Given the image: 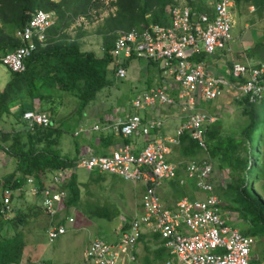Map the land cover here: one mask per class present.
<instances>
[{"label": "built area", "instance_id": "1", "mask_svg": "<svg viewBox=\"0 0 264 264\" xmlns=\"http://www.w3.org/2000/svg\"><path fill=\"white\" fill-rule=\"evenodd\" d=\"M235 0H212L210 10L198 9L187 2L171 8V22L167 25L149 24L147 27L117 31L111 51L115 73L127 76V59H144L158 65L157 82L138 93L132 100L136 113L119 116L92 126V130L123 137L142 135L147 143L141 150L125 143L112 152H94L77 158L75 165L53 172L46 183L33 176L18 187L16 193L26 191L39 198L49 217L47 235L54 242L69 231L74 217H64L68 197L67 182L75 169L109 172L144 187L143 211L137 212L127 226L119 231V238L109 241L95 238L85 250L89 264H129L135 261L137 243L144 232L158 234L170 256L165 264H255L251 254L256 237L244 234L231 223L223 200L215 192L214 167L209 160L190 159L183 162L171 159L174 145L189 136L208 153V130L220 118L219 111L199 108V102H209L226 95L258 104L264 100V63L233 62L227 75H216L208 65L218 51L231 50L234 24L231 8ZM57 19L53 11L38 9L30 20L16 31L21 45L0 54V64L9 70L23 72L26 60L40 46H46L49 30ZM203 56L204 60L195 58ZM159 106H177L184 118L172 135H164L165 119L156 114ZM153 111V112H152ZM149 112L151 114H149ZM149 114V115H148ZM29 127L49 126V112L30 109L24 113ZM88 130L80 127L77 134ZM182 170L194 181L205 198L184 197L173 207L166 205L160 188L165 181L178 180ZM12 190H0L1 216L10 219L13 210ZM264 264V260L256 263Z\"/></svg>", "mask_w": 264, "mask_h": 264}, {"label": "trees", "instance_id": "2", "mask_svg": "<svg viewBox=\"0 0 264 264\" xmlns=\"http://www.w3.org/2000/svg\"><path fill=\"white\" fill-rule=\"evenodd\" d=\"M102 3L104 2L101 0H0V54L21 45L16 31L30 20L35 11L44 9L53 11L57 15V22L49 30L47 45L40 46L27 58L26 69L23 72L9 70L10 81L0 92V113H10L15 102L21 101L24 113L38 106L40 110H50L53 115H56V106L60 101L59 95L51 91L53 88L76 92L80 98L79 110H84L95 98L96 92L107 84L106 76H108L109 66L113 65L111 51L117 31L141 29L152 23L167 25L171 22V8L180 2L178 0H112L110 5L114 7V10L103 18L99 27V33L103 36L104 52L103 55L97 56L94 51L83 50L78 39L68 36L64 30L79 16L85 15L87 18L92 10L96 8L99 10ZM187 3L198 9L210 10L209 6L202 1L198 3L187 0ZM235 5L239 8L246 5L264 6V0H235ZM56 35H62V37L58 39ZM195 59L204 60V57L197 56ZM132 60L134 59L130 58L125 62L127 70ZM148 63L158 67L153 61ZM157 75H159V69ZM153 84L152 80H149L148 87ZM36 99L39 100L38 105L35 104ZM241 103L245 104L244 112L250 115V122L239 138L234 135L224 137L220 133L218 123L209 128V154L212 158L228 163L230 183L227 189H231L230 193H237L231 201L232 209L243 210L247 214L242 216L245 222L252 221L260 225L253 232L239 228L244 234L256 236L260 233L264 234V231L258 230L264 228V200L259 202L251 195L243 196L241 192L249 186L248 174L253 168L252 159L256 157L254 156L256 151L253 149V134L260 123L254 109L256 106L246 101ZM54 125L56 124L35 125L30 128L24 122L20 129H15L10 135L8 132H2L0 142L6 155L12 159L14 170L6 177L0 190L5 191L8 187L14 191L22 186L29 176L45 184L49 173L75 165L79 151L77 143L74 145L75 154H63L60 148L62 127ZM100 139L105 141L106 146L111 145V136L101 134ZM185 141L188 142L185 147L186 155L192 154L194 150H200L196 141L189 136H183L182 142ZM262 161L264 162V157ZM255 164L260 173L261 168L258 167V163ZM177 184L180 185L179 181L175 183ZM79 185L78 173L74 171L66 184L68 197L64 211L80 202ZM11 194L12 198H18L21 195L18 193L16 196L14 192ZM34 204H30L28 212L14 209L10 219H4L0 210V264L22 262L27 244L23 225L33 215L46 214L40 210L43 209L42 206ZM31 207L33 208L30 212ZM96 213L107 217L110 214L106 209L98 210Z\"/></svg>", "mask_w": 264, "mask_h": 264}, {"label": "rangeland", "instance_id": "3", "mask_svg": "<svg viewBox=\"0 0 264 264\" xmlns=\"http://www.w3.org/2000/svg\"><path fill=\"white\" fill-rule=\"evenodd\" d=\"M101 1L104 3H102V5L99 7V10L97 8L96 10H92V13L89 14L87 18L86 16L85 18L80 17L64 30V33H66L68 36L78 39L83 50L94 51L97 56L103 55L104 52V41L103 36L99 33V27L102 24L103 18L114 9V7L110 5L112 0ZM178 1L180 3L187 2V0ZM194 1L198 3L200 1H202V3L205 2V4L210 8V2L212 0ZM245 8H248V5L243 6L242 8L236 6L231 8V12L234 18L232 39L241 36V33L245 29V23L247 21L251 24L249 19V17H251V14L245 11ZM55 37L59 39L62 37V35H56ZM157 74L158 67L155 64L148 63L144 59L140 58L134 59L130 62L127 70V76L125 78L118 77L114 71L113 65H110L107 73L108 76H106L107 84L104 85L102 89L96 92L95 98L90 102V106L88 105L82 111L79 110L80 98L78 94H76V92H73L71 90L65 91L58 88H53L51 91L59 95L58 99L60 103L56 106L59 121H63L62 125H54L62 127V151L67 154H75L74 145L76 144V142H78V138L74 136V132L79 128L80 122L101 123V120L104 119V116L106 118L107 116L111 117V114L113 115V113H123V116H126L125 112L129 110L135 112L136 109L132 106V100L136 95H138V93L148 88L149 80H152V83L154 84L155 82H157ZM8 78V67L4 64H0V85L2 82H5V80H8ZM200 106L213 111L220 110L221 114L223 113V115L220 116L221 119L218 123L220 127H222V125L238 127L240 125H243L246 119L247 120L245 126L250 122V115L244 112L243 105H241V103H239L237 99L230 96L223 95L215 100L204 103L202 102ZM173 107H175L176 110L181 111L180 109H178V107ZM224 107H227L229 112L225 113L223 111ZM162 111L163 109H161V113ZM5 116L6 113L0 114V137L2 136V132H4L3 129L10 128V125H14L16 129H20L24 124L23 121H17L16 123L10 121V124L6 126L4 120ZM179 118L180 119L177 120L175 124L171 125L170 122L167 125L177 127L184 117H181L179 115ZM263 121L264 117H261L260 125L263 124ZM11 132L13 131L8 132L9 135ZM241 133L242 130H238L235 133L230 130H224L223 135L241 136ZM97 137H99V133L90 129L85 134L81 135V140H83V142L86 144L88 139V144H92L90 143V140ZM261 137L262 134L258 131H255V133L253 134V149L256 151L254 152V156L256 157L252 159V161L254 162L253 168H251V171L248 174L249 186L243 189L241 192L243 196L251 195L259 202L261 200H264V188L262 187L261 181H259V179L258 182L257 180L254 181V179L258 178L261 174L258 173L259 169L257 168V165L255 163H258V167H260L261 169L263 167L264 169V162L262 161L264 150L263 148H260L258 150L259 141L262 140ZM92 148L93 145H90V149ZM205 153L202 151H198L196 152V156L194 157H184L179 154L178 159L179 161H187L190 159L204 160L206 158L207 160H209V153ZM210 161L213 164V167L216 169V172L213 173L216 180L215 192L217 193V195L221 196L220 198L224 200L223 202L230 203L232 208L231 201H233V197L237 195V193H230L231 189L224 188L219 184L226 182L229 185L230 174L228 172V169L230 170V168L228 167V169H224L223 166L219 168L220 163L213 158L210 159ZM13 170L14 163L12 162V159L6 155L2 147V142H0V188L3 185L6 177H8ZM76 171L78 172L79 178L82 181L83 193L81 201L71 208V215H73L75 221L72 224L68 223L69 231L54 242H50L46 230L47 219L49 222V217L45 214H40L38 216L33 215L32 219L29 218V220L25 222L26 224L23 225L24 232L27 238V244L23 260L20 264H89L85 259L86 246L92 240L98 237L104 238L109 241L117 240L119 238L117 230L118 227L122 224L121 219L123 218V220H131L134 216L131 209L134 208L135 203H138L140 201L142 205V189L144 187L141 184L136 185L131 180H125L121 176L109 172L93 171L92 173H89L86 169L83 168L75 169V172ZM180 172H182V174H180ZM179 177L185 178L186 183L192 182V184L188 183L187 185L181 186L180 191L178 190L177 194L180 193V195H186L190 198L206 197L205 193L199 191L194 187V181L188 179L182 170L179 171ZM254 187L257 190L260 189L261 192H257ZM174 188V184L165 183L163 185L164 197L167 199H175L176 194L173 192V190H175ZM35 199L36 197L34 195L21 194L20 196H18V198H15V209L17 208L23 210L24 212H28L29 210L26 209V206L30 202L32 204H38V200L36 199V201ZM103 208L104 210L106 209V211L110 212V218L107 219L101 216L97 217L95 213L93 218L96 219L88 218L93 214V212L102 210ZM115 208L118 212L115 210ZM238 210L239 211L237 212L239 221H237V223L240 227L249 229L252 232L260 227V225L255 224L252 221L244 222L242 216L243 214H245V212L241 209ZM84 215L86 216V219L84 218ZM111 215H113L112 219ZM88 224H91V226H89ZM96 225H98V228L95 227ZM258 230L264 231V228ZM256 236L257 240L253 249L263 243L262 240L264 234L260 233ZM143 253L145 256L149 255L153 264H164L166 254H157L158 256H155L154 259L151 252H147L145 249H143ZM144 261L146 262V264H149L147 262L149 261L148 258ZM135 262L136 260L133 261V264H139V262Z\"/></svg>", "mask_w": 264, "mask_h": 264}, {"label": "crops", "instance_id": "4", "mask_svg": "<svg viewBox=\"0 0 264 264\" xmlns=\"http://www.w3.org/2000/svg\"><path fill=\"white\" fill-rule=\"evenodd\" d=\"M245 11H247L249 14H251V17H249L251 24L247 21L245 23V29L242 31L241 36L237 37L235 39H232L231 50L230 51H228V52L218 51L215 55L210 57L209 60H208L209 69L211 70L212 73H214L216 75H227V73L230 70V67H231L233 62H243V63L249 62V63H255V64L264 63V6L250 5V6H248V8H245ZM80 17L81 18H85V15L84 16H79L76 20H78ZM250 25H251V27H250ZM9 79H10V72H9L8 80H5V82H2L1 85H0V88H2V89H0V92L2 90H4V88L6 87L7 83L10 81ZM228 102H229V99H228ZM38 103H39V100L36 99L35 100V104L38 105ZM239 103H241V101H239ZM21 104H22L21 101L15 102L14 106L11 108V112L10 113H6V116L4 118L6 126L10 124V121H12L13 123H16L17 121L18 122L23 121L29 127L27 121L24 120V112L22 111ZM200 104H202V101L199 102V107L202 109L203 107H201ZM241 105H243V104L241 103ZM253 105L256 106L254 109L256 110V113L258 114L259 123H261V117H264V100L261 103L253 104ZM89 106H90V104H89ZM33 109L40 110L38 106H36ZM161 109H163L162 113H161ZM203 109H205V108H203ZM243 109H245V104L243 105ZM207 110H209V109H207ZM41 111H43V110H41ZM210 111H213V110H210ZM216 111L220 112V116L223 115V113L221 114L220 110H216ZM223 111L225 113L229 112L227 107H224ZM46 112H49L50 115H51V118H52L51 125H53V124L62 125L63 121H59L58 113L56 115H53L50 110H46ZM125 113H126V115H130V114H133V113H136V112H133L132 110H129V111L125 112ZM151 113L149 112V114H151ZM0 114H4V113H0ZM156 114L158 116H160V117L165 119V122H166V127L164 125L165 132H164V127L162 129V133L164 135H172L175 132L176 128L178 127V126L177 127L169 126V125H167L168 123L171 122V125L175 124V122L180 119L179 115L181 117L184 116V113L182 111L176 110V108L173 107V106H159V107H157ZM182 114H183V116H182ZM119 116L124 117L123 113L122 114H120V113H115L114 114L113 113V115L111 114V117L107 116V118H106L104 116V119L101 120V122H105L106 120H111V122H112V121L115 120V118H117ZM10 118H11V120H10ZM220 119H221V117L219 118V120L216 123L212 124L210 126V128L212 126H214L215 124L219 123ZM246 120L243 123V125H240L238 127H233V126H230V125H228V126L227 125H222V127L219 126V130H221L222 134H224V130H230L233 133L237 132L238 130H242L243 131L244 128L246 127L245 126ZM97 123H99V122H89V123L80 122L79 128L80 127H85L88 130H90V129H92V126L97 124ZM10 126H11L10 128L3 129V131L10 132V131H14L16 129L14 127V125H10ZM79 128L76 129L75 132H74V136H76L78 138V142H76L77 145H78V150H79L77 158L82 156V155H86V154H89V153H92V152H94L96 154L109 153V152L114 151L115 149H117L118 147L122 146L125 143L131 145L134 148V150L137 151V150H141L147 143L146 138L144 136H142V135H135V136H131V137H123V136H121L119 134L111 132V135H110V133L109 134L104 133V135L111 136V145L106 146L105 141L100 139L101 132L97 131L99 133V137L90 140L91 142L90 141L89 142L92 143V144H88V139H87V143L85 144L83 142V140H81V135L85 134L88 130H85L84 131L85 133L77 134V131L79 130ZM257 131L262 134V137H261L262 140L259 141L258 150L260 148H263V150H264V121H263L262 125H259V128L257 129ZM226 136L227 135H224V137H226ZM234 136H236L238 138L240 137V136H237V135H234ZM106 137H108V136H106ZM187 143L188 142L185 141V142H182L180 145H174L173 146L172 153L170 155L172 160L178 161V162H183V161H179V159H178V155L179 154H181L184 157H194V156H196V152H198V151H202V152L205 153V151H203L200 148V150H198V149L194 150V152L192 154H187L186 155L185 147L187 146L186 145ZM90 145H93V148H92L93 151H92V149H90ZM60 148H61V143H60ZM99 149H102V150H99ZM62 153L63 154H67V153H64L63 151H62ZM208 153H209V151H208ZM209 156H210V154H209ZM263 157H264V155H263ZM210 159H212L211 156H210ZM210 159H209V161H210ZM213 159H215V158H213ZM206 160H207V158H206ZM215 160H217L221 165H223L224 169L225 168L228 169L229 165H228V163L226 161L222 162V161H220L218 159H215ZM220 164H219V168H221ZM219 168H218V170H219ZM55 171H57V170H55ZM55 171H53V172H55ZM53 172L49 173L47 178H49L50 175ZM92 172L93 171H91L89 173H92ZM215 172H216V169L214 168L213 173H215ZM228 172L230 174V170L229 169H228ZM260 173H259L260 176L257 178V182H258V179H259V181H261L262 187L264 188V169L263 170L261 169ZM180 174H182V172H180ZM78 180H79V184H80L79 186H80V189H81V199H82V193H83L82 190H83V188H82V181L79 178V175H78ZM254 181H256V179ZM174 182L177 183L178 181L177 180H168V181H165L164 184L165 183H172V184L175 185ZM213 182H214V186L216 188V183H215L216 180H215V175L214 174H213ZM25 183H26V181H25ZM179 183H180V181H179ZM188 183H190V182H188ZM188 183H186V184L180 183V185L179 184L175 185V188H174L175 190H173V192L176 194L175 199H167V198L164 197V195H163V190H164L163 189V185L164 184H163L162 187L160 188V193H161V197H162L163 202L166 205H168L170 207H173L175 205V203L178 200H180L181 198L189 197V196H186V195H182L180 197V193L177 194L178 190L180 191V187L183 186V185H187ZM190 184H192V182ZM219 184L222 187H224V188L228 187V184L226 182L219 183ZM194 187L196 189H198L196 187V185ZM254 189L257 192H261L260 189L257 190L255 187H254ZM16 192H17V190H14V193L17 196L18 193H16ZM143 192H144V188L142 189V194H143ZM24 193L25 194H29L26 191H22L19 194H24ZM12 199H13V210H14L15 209V197H13ZM36 199L38 200L39 206H41L39 198H36ZM30 204L32 205V203L30 202L26 206V209L29 210ZM223 204H224V209H225V211L227 213V216L231 219L230 220L231 223L236 225V226H238V227H240L239 224L237 223V221H239L238 212L231 208V204L230 203L223 202ZM35 206L36 205L34 204V207ZM72 207L73 206L69 207L68 209L66 208V211H64V214H65L64 217L66 215L73 216V215H71V208ZM32 208L33 207H31L30 212L32 211ZM0 209H1V205H0ZM36 209L39 210V208H36ZM36 209H34V210H36ZM40 210L44 213L43 209H40ZM115 210H116V208H115ZM131 210H132L134 215L137 212H142L143 211V206L141 205L140 201L138 203H135L134 208L131 209ZM102 211H105L104 208L102 209ZM94 213L97 215V217L101 216V217H104V218H107V219L110 218V214H109L108 217L107 216H102V215H98L96 213V211L93 212V214L90 217H88V218L89 219H96V218H93ZM85 215H87V214H85ZM84 218L86 219V216ZM112 218H113V215H111V219ZM121 220H122V224H121V226L118 227V230H117L118 231V235L120 233L119 230L122 227L127 226V222L130 219H124L123 220V218H122ZM86 221H89V220H86ZM48 223L49 222H48V219H47V227H48ZM88 225L91 226V224H88ZM97 226L98 225H96L95 227H97ZM47 227H46V230H47ZM255 237H256V240H257V236H255ZM262 241H263L262 244L258 245L255 249L252 250L251 258H252V262L255 263V264L264 260V237H263ZM143 249H145L147 252H151L152 257L154 259H155V256H158L157 254H162V255L166 254V258H168L170 256V253H169L168 249L164 246L160 236L158 234H154V233H151V232H144L141 235L140 239L138 240L137 251H136V256H137L136 262H139V264H146V262L144 260L148 258L149 261H147V262L149 264H153V262H152L151 258L149 257V255H146V256L144 255ZM166 258H165V260H166ZM129 264H133V261L131 263H129ZM164 264H165V261H164Z\"/></svg>", "mask_w": 264, "mask_h": 264}]
</instances>
